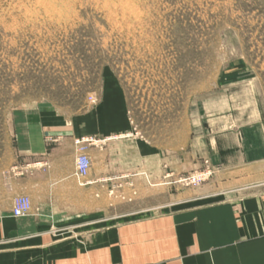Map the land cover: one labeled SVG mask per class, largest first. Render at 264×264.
I'll list each match as a JSON object with an SVG mask.
<instances>
[{
  "label": "crops",
  "instance_id": "obj_1",
  "mask_svg": "<svg viewBox=\"0 0 264 264\" xmlns=\"http://www.w3.org/2000/svg\"><path fill=\"white\" fill-rule=\"evenodd\" d=\"M222 101L182 146L135 132L109 78L79 115L17 121L0 179V264H264V128ZM83 137L93 142L80 178ZM203 168V183L178 182ZM19 196L30 212L14 217Z\"/></svg>",
  "mask_w": 264,
  "mask_h": 264
},
{
  "label": "rangeland",
  "instance_id": "obj_2",
  "mask_svg": "<svg viewBox=\"0 0 264 264\" xmlns=\"http://www.w3.org/2000/svg\"><path fill=\"white\" fill-rule=\"evenodd\" d=\"M107 78L135 132L165 146L218 100L264 128V0H0V179L17 121L79 115ZM77 140L85 153L93 142Z\"/></svg>",
  "mask_w": 264,
  "mask_h": 264
},
{
  "label": "built area",
  "instance_id": "obj_3",
  "mask_svg": "<svg viewBox=\"0 0 264 264\" xmlns=\"http://www.w3.org/2000/svg\"><path fill=\"white\" fill-rule=\"evenodd\" d=\"M87 140V139H86ZM80 140H76V144H78ZM78 154L75 160V170L76 174L80 177L86 176L89 165L90 159L89 156L84 152V147L79 145L78 146ZM209 174L208 170L195 172L192 174H188L186 176H180L178 182L183 185H197L207 178ZM29 210V200L25 196L16 197L13 200L12 206V215L14 217L25 215Z\"/></svg>",
  "mask_w": 264,
  "mask_h": 264
}]
</instances>
